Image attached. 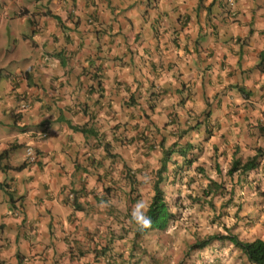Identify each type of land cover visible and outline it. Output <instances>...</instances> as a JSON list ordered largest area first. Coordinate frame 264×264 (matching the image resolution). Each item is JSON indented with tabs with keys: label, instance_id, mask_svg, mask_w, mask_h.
I'll use <instances>...</instances> for the list:
<instances>
[{
	"label": "crops",
	"instance_id": "1",
	"mask_svg": "<svg viewBox=\"0 0 264 264\" xmlns=\"http://www.w3.org/2000/svg\"><path fill=\"white\" fill-rule=\"evenodd\" d=\"M232 9L0 0V264H99L93 250L124 249L108 203L114 226L129 222L128 193L150 188L175 139L221 162L264 152V0Z\"/></svg>",
	"mask_w": 264,
	"mask_h": 264
},
{
	"label": "rangeland",
	"instance_id": "2",
	"mask_svg": "<svg viewBox=\"0 0 264 264\" xmlns=\"http://www.w3.org/2000/svg\"><path fill=\"white\" fill-rule=\"evenodd\" d=\"M187 154H193L189 167L173 166L167 176L174 174V181H163L175 220L165 230L137 237L135 258L140 264H249L227 240L210 242L201 250L195 244L202 238L225 234H234L241 240L264 239V163L246 173L234 169L227 174L231 158L221 162L216 153L210 157L206 153ZM236 156L242 164L244 155ZM214 179L213 191L223 190L222 194L212 195L213 191L207 190ZM144 182L149 183L148 179ZM149 184L150 188L143 187L140 193L130 192L133 200L128 199L127 210L149 202ZM229 189H233V194Z\"/></svg>",
	"mask_w": 264,
	"mask_h": 264
},
{
	"label": "trees",
	"instance_id": "3",
	"mask_svg": "<svg viewBox=\"0 0 264 264\" xmlns=\"http://www.w3.org/2000/svg\"><path fill=\"white\" fill-rule=\"evenodd\" d=\"M258 69L260 71H264V57L260 54V63L258 64ZM73 129L80 131L82 133L87 132V130L84 128V126H75L72 127ZM259 151V150H258ZM258 154H255L251 157H248L246 161L239 165L238 160H233L231 164V168L228 170V173H230L234 169H240L239 171H242L243 173H246L249 169H251L253 166H256L258 164L257 158ZM166 166L165 162L162 159L159 167L155 170L154 179L152 182V194L150 196L149 202L146 204L145 208V215L151 220V226L148 228H143L140 225H138L133 219H132V212L128 208V205L125 209V212L122 213V216L124 219H127L129 222L124 223L121 225V227L114 226V224H117L116 219L118 217L120 218V215H116L115 211L118 210L113 203H108L109 208H111L112 215L114 216L112 218L111 224L109 223L107 225L108 230L110 229L111 232H114V235L120 236V234L123 232V236L128 235L127 245L124 249L116 248L114 246H101L97 249L93 250V257L94 259L99 262V264H140V262L137 261L135 258L136 249H137V237L143 236L151 231H162L165 230L170 221L175 220V211L173 212L170 210L171 205L168 203L165 197V190H164V182L166 176L162 173L165 172ZM162 177L164 179H162ZM168 181H174V178H167ZM166 181V180H165ZM210 185H213L214 188H207V190L213 191L215 190V181L210 180ZM233 189H229V192L233 194ZM207 192V191H205ZM223 190H216L213 191L212 195L215 194H222ZM210 193V194H211ZM113 195H111L108 192V188H104V192L100 193L98 196H96L97 201H102L101 204L108 201V198L111 199ZM74 194H72V200L74 199ZM127 199L133 200L130 193L127 195ZM76 206V205H75ZM135 206V205H133ZM76 207H79L78 205ZM134 210V209H133ZM116 215V216H115ZM118 216V217H117ZM133 226V227H132ZM116 229L119 231L115 233ZM131 233V236H130ZM122 238V236H120ZM216 239V240H215ZM221 240H227L232 246H234L239 252L244 256V258L247 260L249 264H264V239H261L259 237L247 239V240H241L234 234H226V235H220V236H208L205 239L199 240L195 247H197L199 250L206 248L208 243Z\"/></svg>",
	"mask_w": 264,
	"mask_h": 264
},
{
	"label": "clouds",
	"instance_id": "4",
	"mask_svg": "<svg viewBox=\"0 0 264 264\" xmlns=\"http://www.w3.org/2000/svg\"><path fill=\"white\" fill-rule=\"evenodd\" d=\"M222 1H223V4L227 8H229L231 12H233V9L232 8L234 6L235 0H222ZM260 72H264V71H260ZM29 104H30V102H29L28 99L21 98L20 99V102L18 103V112H21L23 110H26L28 108ZM23 151H24V160H25L24 162L25 163L32 164V163H35L36 162V154L34 153L33 149L30 146L26 145L24 147V150ZM187 151L188 150L185 149L180 144V142L177 139H175V141H173L171 144H169L165 148V150L163 149L162 150V156H161L160 160L158 161V166L160 165L162 159L165 162L166 169H165V172L162 173V176H163V174H165L166 178H169L167 175H169V173L171 171L170 169L173 166L174 167H176V166L177 167H181L183 165V168H185V167L188 168L189 167V163H190V162H188V160H189L190 157L193 156V154H187ZM255 154H258L259 155L258 158H257L258 164H256V166L262 165L261 163H264V152H263V149L262 148H258V149L254 148L253 153L250 156H246L244 158L245 160H243L242 164L246 161V159L248 157H251V156H253ZM231 159H232L231 160V164H232V161L233 160H238L239 161V158H236V157L234 158L233 156H232ZM231 164H230V168H231ZM239 165H241V164L239 163ZM158 166H157V168H158ZM256 166H253L251 169L255 168ZM21 167H22V165H19V166H16L15 168H13V169H16L17 170V169H20ZM230 168H228V170ZM251 169H249V170H251ZM227 174H228V172H227ZM173 176H174V174H173ZM173 176H171V177H173ZM162 179H164V178L162 177ZM214 181H215V179H214ZM209 188H211V187H209ZM67 196L70 199V201L72 202L73 201L72 200V193L67 192ZM145 208H146V205L143 202L138 203L135 206V208H134V210L132 212V219L138 225H140L141 227L148 228V227L151 226V220L145 215Z\"/></svg>",
	"mask_w": 264,
	"mask_h": 264
}]
</instances>
